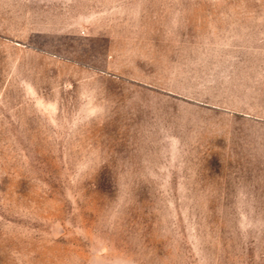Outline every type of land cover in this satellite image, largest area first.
I'll list each match as a JSON object with an SVG mask.
<instances>
[{
    "label": "rangeland",
    "instance_id": "1",
    "mask_svg": "<svg viewBox=\"0 0 264 264\" xmlns=\"http://www.w3.org/2000/svg\"><path fill=\"white\" fill-rule=\"evenodd\" d=\"M0 264H264V0H0Z\"/></svg>",
    "mask_w": 264,
    "mask_h": 264
}]
</instances>
